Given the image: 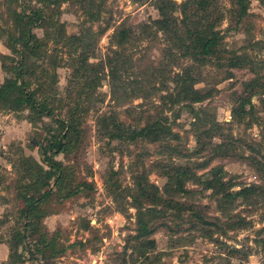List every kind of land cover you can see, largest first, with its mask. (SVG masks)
I'll use <instances>...</instances> for the list:
<instances>
[{"label":"rangeland","instance_id":"1","mask_svg":"<svg viewBox=\"0 0 264 264\" xmlns=\"http://www.w3.org/2000/svg\"><path fill=\"white\" fill-rule=\"evenodd\" d=\"M245 3L0 0V264H264V0Z\"/></svg>","mask_w":264,"mask_h":264},{"label":"trees","instance_id":"2","mask_svg":"<svg viewBox=\"0 0 264 264\" xmlns=\"http://www.w3.org/2000/svg\"><path fill=\"white\" fill-rule=\"evenodd\" d=\"M237 3L239 5H241V8H240V12L241 13H245V11L247 10V4L245 3L246 0H236ZM198 6L201 8V7H204L202 3H199ZM161 11V10H160ZM162 12V11H161ZM213 25L210 24L209 26V30L207 29L206 31V34L204 36H201L200 39H199V43H201L202 45V53L204 55H210L215 46H216V43H217V39H218V34L217 32H213ZM30 39V40H29ZM34 39V36L32 34H30L29 31L26 32V34H24V37L21 38L20 42L25 46V47H28L30 44H31V41ZM19 75V74H18ZM20 77V75H19ZM10 85H7V86H4V87H1L0 88V97H3V98H6L7 95L9 94L10 90L13 88L12 86L14 85L13 82L9 83ZM185 98H188V97H192V96H195V98L199 99L201 98L202 96H199L198 93L196 91H194L192 88H190V86H186L185 87ZM25 101H29V103L33 104L34 101L31 100V98H27L25 96ZM34 105V104H33ZM151 129H147V128H143L141 130H138V131H133L132 133V138H136L138 136L140 137H146L148 136L151 132ZM111 135L114 136V137H122V135L120 134H115L114 132H111ZM66 136H62V138H65ZM64 142L62 141H58L56 142V144L54 145H50L48 144L47 146L44 147V150L43 148L41 149L42 150V154H46L47 151L49 149H54L55 148V152L56 153H60L63 148H64ZM167 176L169 178H176L174 179L175 181H177L178 179V176L181 177V176H184L182 174L183 173V169L179 166H174L172 167V170L171 171H168L166 172ZM181 174V175H179ZM48 178H51L52 175L49 173ZM56 181H59L60 179H57L55 178ZM218 183V179L216 181L214 180H208L206 182V186L208 188H213V187H216ZM152 187L154 188L155 192H152V191H149L148 190V187ZM225 186V184L221 181L219 183V187L220 188H223ZM138 187H139V190H140V194L143 195L146 199H149L148 201L149 202H153V203H158V202H164L166 205H170V206H173L174 205L179 209L180 207H182L183 205L179 202V201H173V200H164L162 198V196H160L158 193H159V190L156 186L154 185H150L148 182H139L138 183ZM249 190V188L245 187L241 190V192H245ZM229 195H232V194H227L226 196H229ZM28 200V199H27ZM32 202H29L26 204L27 208H26V216H29L31 213H32V208L29 207ZM142 208H139L138 210V215H137V224H138V231H139V234L137 237H149L152 233H153V230L152 228L150 227L149 223L147 220H145L144 216H143V211L141 210ZM143 213V214H142ZM204 224H207V225H213L212 222H204ZM150 241V240H149ZM152 242V241H151Z\"/></svg>","mask_w":264,"mask_h":264}]
</instances>
